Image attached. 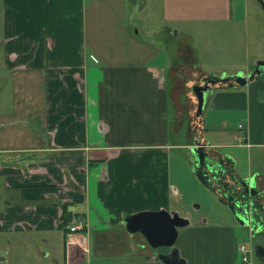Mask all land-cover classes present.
Here are the masks:
<instances>
[{"label": "crops", "instance_id": "1", "mask_svg": "<svg viewBox=\"0 0 264 264\" xmlns=\"http://www.w3.org/2000/svg\"><path fill=\"white\" fill-rule=\"evenodd\" d=\"M154 2L161 22L180 36L179 58L171 63L140 35L146 21L129 22ZM238 4L2 0L0 95H9L11 106L0 111V264H92L97 256L107 257L105 264L128 257L160 264L156 254L173 247L188 264H237L227 225L189 222L172 246L153 248L142 233L126 230L124 218L175 210L167 207L170 149L188 147L196 111L191 86L206 75L249 73L264 59L258 49L250 66L245 56L230 68L235 56L226 46L196 43L210 35L202 24L230 21ZM201 49L226 55V64L205 68ZM205 105L242 113V131L232 133L237 147L264 145V71L245 85L210 84ZM198 118L204 124L202 112ZM183 126L186 141H172L170 133ZM200 137L217 150L226 145L208 142L204 132ZM231 156L233 171L250 175ZM77 215L85 227L82 240L71 243L65 224Z\"/></svg>", "mask_w": 264, "mask_h": 264}, {"label": "rangeland", "instance_id": "2", "mask_svg": "<svg viewBox=\"0 0 264 264\" xmlns=\"http://www.w3.org/2000/svg\"><path fill=\"white\" fill-rule=\"evenodd\" d=\"M243 1H245L244 7L242 6ZM262 1L263 5L258 0H237L239 4L237 5V9L233 10L234 17L230 21L202 24L200 27L209 30L210 35L203 33L195 37L196 43H200L202 46H205V43H211L206 47H211L212 45L226 46L225 50H230L233 56H235L231 64L225 65L227 67L230 65V68H232L233 64L241 63L240 59L242 60L245 56L248 57L250 66L253 63L250 53L252 54L258 49L264 51V0ZM1 7L2 0H0V66H2L4 57ZM143 11L135 16L130 14L134 18H130L129 22H133L135 26L138 27L139 25L141 27L143 21H146V28L148 29L140 28V35L163 48L162 52L165 58H167V62L171 63L173 60L178 59L177 48L180 36L171 34L169 32V25L166 26L161 22L159 4L154 2L152 8L148 6ZM203 47L200 48L204 49ZM202 49L200 55L206 63L205 68L217 70L211 68L216 65L221 70L223 68L221 66L226 64L223 61L226 55L222 54V56H219L213 54L214 52L211 54ZM8 98L9 95H0V111L10 109L11 103L8 101ZM205 106L202 109V115L205 120L202 132H204L206 140L213 144L228 145L218 147V150L231 153L236 158L238 157L237 159L240 160L238 169L244 175L249 170L250 173L257 172L263 174L264 145H250L248 149L241 148L236 146L237 142L232 137V133L242 131L239 125L244 126L245 124L242 113L237 109L212 110ZM195 109L197 110L196 106ZM170 139L172 141H186V128L184 126L181 127L180 131L175 135L170 133ZM170 155L172 157L170 176L172 185L168 193L167 207L175 209L181 216L188 217L191 226L202 224L227 225L226 231L230 235L229 242L233 246L232 254L234 262L237 264H259L254 250L257 245H264V234L253 233L252 235L249 228L235 221L231 211L220 202L219 194L212 184L205 185L196 175L194 171V155H192L188 147L172 148L170 149ZM230 157L233 159L232 156ZM228 226L230 227L229 229ZM241 245H245L246 249L242 250ZM125 248V251H128V248ZM243 255H246V260H243ZM103 258L97 256L98 263L105 264L104 260H107V257ZM97 259L96 257L92 258V264H97ZM124 263L156 264L155 262H147L142 258L135 259L131 257H128Z\"/></svg>", "mask_w": 264, "mask_h": 264}, {"label": "water", "instance_id": "3", "mask_svg": "<svg viewBox=\"0 0 264 264\" xmlns=\"http://www.w3.org/2000/svg\"><path fill=\"white\" fill-rule=\"evenodd\" d=\"M263 5L262 0H258ZM264 71V59H256L254 68L249 73L238 72L232 75H224L218 78L220 82H227L228 86L245 85L249 80L253 79L256 75ZM215 79L212 76L204 77L202 84H193L191 89L196 98V113L202 112L203 106L209 92L210 84L215 83ZM197 140L190 139L188 147L194 155L195 167L202 165V162H208L205 170H208L211 174L217 172V168L212 164L210 160L206 159V153L202 145L198 144ZM196 171V168H194ZM197 175V173H196ZM198 177L200 175H197ZM205 185H209L206 179L201 180ZM241 185L250 188V175H246L242 178ZM242 194L246 195L245 188ZM241 207V215L236 217L234 211L231 209L236 222L242 226H246L250 230H253L254 219L250 211V203L247 206L246 203H239ZM190 219L185 216H181L176 210L167 211L165 209H159L156 211H140L134 214L126 215L124 218L125 228L128 232H140L144 235L148 244L157 248L159 246H172L178 235V228L188 225ZM255 230V229H254ZM157 260L160 264H188L186 261L178 256L176 248H172L168 253L156 254Z\"/></svg>", "mask_w": 264, "mask_h": 264}, {"label": "flooded vegetation", "instance_id": "4", "mask_svg": "<svg viewBox=\"0 0 264 264\" xmlns=\"http://www.w3.org/2000/svg\"><path fill=\"white\" fill-rule=\"evenodd\" d=\"M190 139L197 140L198 144L202 145L206 153V159L210 160L217 168V172L211 174L204 168L206 164L211 163L202 162V165L195 167V172L200 175L199 178L201 180L206 179L209 185L212 184L219 194L220 202L230 211L232 209L239 220H242L240 218L241 207H239V203H246L247 206L250 203V211L255 223L253 224V230H250L251 234H264V173H250V188L247 185L243 186L240 182H242L244 176H239L233 171L230 153L221 152L207 146L206 142H202L201 138H198V135L194 133L190 134ZM244 188L246 195L242 194ZM171 249L161 248L166 253L170 252ZM254 252L259 264H264V245H257Z\"/></svg>", "mask_w": 264, "mask_h": 264}, {"label": "built area", "instance_id": "5", "mask_svg": "<svg viewBox=\"0 0 264 264\" xmlns=\"http://www.w3.org/2000/svg\"><path fill=\"white\" fill-rule=\"evenodd\" d=\"M84 227H85V221L81 215L72 217L65 224L67 241L74 243L82 240V238L79 237L78 232L82 231ZM241 249L245 250L246 249L245 245H241ZM243 260H246V255H243Z\"/></svg>", "mask_w": 264, "mask_h": 264}, {"label": "trees", "instance_id": "6", "mask_svg": "<svg viewBox=\"0 0 264 264\" xmlns=\"http://www.w3.org/2000/svg\"><path fill=\"white\" fill-rule=\"evenodd\" d=\"M208 76H212V78H214L216 82H218V77L215 76V75H206L205 77H208ZM194 113L192 114V120L190 118V121H191V127H192V133H194L195 135H198V138L202 135V129H203V122L200 118H198V115L196 113V111H193ZM201 138V137H200ZM201 140V139H200ZM202 142H205L203 140H201Z\"/></svg>", "mask_w": 264, "mask_h": 264}]
</instances>
